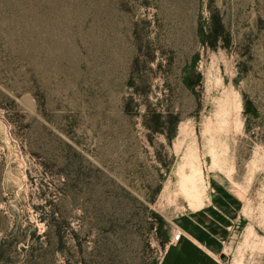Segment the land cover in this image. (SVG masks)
I'll use <instances>...</instances> for the list:
<instances>
[{
  "label": "rangeland",
  "instance_id": "rangeland-1",
  "mask_svg": "<svg viewBox=\"0 0 264 264\" xmlns=\"http://www.w3.org/2000/svg\"><path fill=\"white\" fill-rule=\"evenodd\" d=\"M225 198L264 264V0H0V264H158Z\"/></svg>",
  "mask_w": 264,
  "mask_h": 264
},
{
  "label": "crops",
  "instance_id": "crops-1",
  "mask_svg": "<svg viewBox=\"0 0 264 264\" xmlns=\"http://www.w3.org/2000/svg\"><path fill=\"white\" fill-rule=\"evenodd\" d=\"M221 200L222 204L194 209L176 220L173 228L181 231V237L166 244L158 264H234L228 248L231 223L226 203L233 205L227 198ZM240 263L249 261L243 258Z\"/></svg>",
  "mask_w": 264,
  "mask_h": 264
},
{
  "label": "built area",
  "instance_id": "built-area-1",
  "mask_svg": "<svg viewBox=\"0 0 264 264\" xmlns=\"http://www.w3.org/2000/svg\"><path fill=\"white\" fill-rule=\"evenodd\" d=\"M173 230V234L171 236V238L169 239V241L167 242L168 243H171V242H176V241H179L180 237H181V231L179 229H172Z\"/></svg>",
  "mask_w": 264,
  "mask_h": 264
},
{
  "label": "water",
  "instance_id": "water-1",
  "mask_svg": "<svg viewBox=\"0 0 264 264\" xmlns=\"http://www.w3.org/2000/svg\"><path fill=\"white\" fill-rule=\"evenodd\" d=\"M225 258V257H224Z\"/></svg>",
  "mask_w": 264,
  "mask_h": 264
}]
</instances>
